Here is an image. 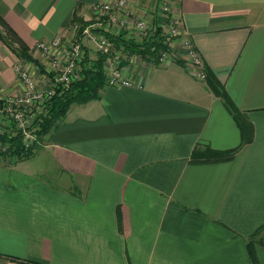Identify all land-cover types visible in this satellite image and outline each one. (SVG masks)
Wrapping results in <instances>:
<instances>
[{
    "label": "crops",
    "instance_id": "crops-1",
    "mask_svg": "<svg viewBox=\"0 0 264 264\" xmlns=\"http://www.w3.org/2000/svg\"><path fill=\"white\" fill-rule=\"evenodd\" d=\"M99 1L0 0L34 60L0 40V92L23 93L16 67L43 84L49 62L36 43L75 39V18L89 19ZM169 1L251 139L243 143L187 65L125 63L133 86L106 84L98 100L72 104L34 156L0 153V264H253L249 243L264 264V0ZM81 41L97 58L94 43ZM206 147L234 152L191 162Z\"/></svg>",
    "mask_w": 264,
    "mask_h": 264
},
{
    "label": "built area",
    "instance_id": "built-area-1",
    "mask_svg": "<svg viewBox=\"0 0 264 264\" xmlns=\"http://www.w3.org/2000/svg\"><path fill=\"white\" fill-rule=\"evenodd\" d=\"M115 2L117 3L115 4ZM125 3L126 0H114L110 3L100 0L98 3L91 6V8L99 15H109V12L112 9H115L116 7L118 8V6L121 8ZM166 6L170 8L169 0H167V4L164 6L165 8L163 7L164 12H168V7ZM171 22L170 27L172 33L174 35L182 36L183 33L180 29L181 20L178 17H174L171 19ZM138 27L141 28V30L143 29L141 23ZM73 28L74 30H81V25L75 22ZM112 29H114V27ZM81 33L87 42L92 41L93 43H97L98 47L106 53H109L110 48L113 47L105 37L99 42L93 32L88 28H84ZM141 33L146 34V36L150 34L148 31ZM62 44L63 40L60 36L54 37L49 42L36 43V48L42 51L49 62L48 68L46 69V81L43 84L33 78L27 71L16 67L15 70L24 85L23 93L20 95L7 96L0 92V120L4 121L6 124L7 121L5 119L8 120V124L11 126L12 130L9 136H14L16 133H20L22 138L21 147L24 150L30 149L34 142L37 141V134L35 131L29 129L32 120L36 117V114L40 115L44 112L46 106L57 90H62L72 81L84 54V46L81 41L71 42L65 47H63ZM182 45L186 58L198 71L193 72L194 76L198 79L205 80L207 73L202 66L201 58L186 35H184ZM58 49L61 50V57L53 54V52ZM164 56L165 52L160 58L161 61ZM134 84L135 80L123 76V73L121 74L118 70L113 71L112 76L107 80V85L112 87L133 86ZM11 123L14 127H12ZM6 147L7 145H0V153L5 152L7 150Z\"/></svg>",
    "mask_w": 264,
    "mask_h": 264
},
{
    "label": "trees",
    "instance_id": "trees-1",
    "mask_svg": "<svg viewBox=\"0 0 264 264\" xmlns=\"http://www.w3.org/2000/svg\"><path fill=\"white\" fill-rule=\"evenodd\" d=\"M78 21L80 22L78 18H75V22ZM84 25V22H82L81 31L84 29ZM100 32L112 45L115 44L116 47L121 46L125 49V51L139 54L145 58L147 54L149 56H157L158 53L159 57L161 51L167 49V46L163 43L164 36L162 35V28L160 27H156L153 34L145 38L142 43L124 38L123 33L116 34L112 32L111 34L103 30H100ZM0 40L18 57L28 61H34L28 54L27 46L3 21L1 16ZM103 61L104 58L98 55L97 60H94L92 65L87 67L83 64L82 79L68 85L62 90L59 89L55 92L43 114H40L34 122V126L37 128V139L53 130L65 118L66 112L72 104H85L100 98V90L106 85L102 70ZM207 83L211 91L222 100L227 110L231 113L240 127L243 143H247L251 139V128L245 121L241 112L235 107L221 83L214 76H212V74H207ZM20 137V133H16L14 136H9V134H6L5 132L0 133V140L9 144L10 155L15 156L18 160L28 159L32 156V147L28 150H24L21 147ZM233 152L234 150L216 151L210 149L209 147L204 149L195 148L191 155V162L199 163L224 161L229 159ZM117 218L120 230L121 224L119 215H117ZM248 249L252 263L256 264V260L252 252L253 249L250 243Z\"/></svg>",
    "mask_w": 264,
    "mask_h": 264
},
{
    "label": "rangeland",
    "instance_id": "rangeland-1",
    "mask_svg": "<svg viewBox=\"0 0 264 264\" xmlns=\"http://www.w3.org/2000/svg\"><path fill=\"white\" fill-rule=\"evenodd\" d=\"M116 3L117 2H115V4ZM166 4L167 0H126L124 6H122L121 8H119L118 6V8L116 7L115 9H112L109 12V15H99L92 8H90L89 13L91 17L89 19L84 20L79 19L80 22L78 21L77 23L81 25V23L84 22V28H88L89 30H91V32H93L99 42H101V40L104 38L100 30L109 32L111 34L112 32H117L116 34H119L122 30H126L128 34L125 36V33H123L124 38L136 41L138 43H142L145 38L153 34L154 29L156 27L162 28V35L164 36L163 43L167 46V49L162 50L159 57L158 53L157 56H149L147 54V56L145 55V58L139 54L129 53L128 51H125V49L121 46L116 47L115 44H113V47L110 48L109 53H106L98 47L97 43H94L97 48L98 55L104 58V61L102 62V70L106 84L107 80L112 76L113 71L118 70L121 74L124 73V69L126 70V64H130L129 70L136 71L140 70L142 64H145L147 66H158L167 62H175L177 64L187 65L192 70V73L197 71L190 64V61L186 58L185 52L182 49L184 35L178 36L172 33L170 24L172 23L171 19H173L175 16H172L171 9L168 6H166L168 7V12L163 11V7ZM140 23L143 26L142 30L138 27ZM99 26L101 27L98 31L97 27ZM113 27L114 29H112ZM73 31L75 34V37L73 38L75 39H71V41L69 40V42L63 47L69 45V43L71 42L81 41L82 39H84L80 29L74 30L73 28ZM146 31L150 33L148 36H146V34L144 33H141ZM164 52L165 56L161 61L160 58ZM84 56L85 55L83 54L78 65V70L76 69V74L68 85L78 82L82 79L83 64L88 67L93 64L94 60H97V58L91 59L89 57ZM123 76L125 75L123 74ZM206 80L207 74L205 81ZM39 116V114H36V117L33 120L31 119L32 122L29 127V129L31 131H35V133L37 131V128L36 126H34V122ZM5 120L7 121V124H0V133L5 132L6 134H10V132H12L11 126L8 124V120ZM12 127H14L13 124ZM43 136L44 135H42L39 139H37L36 142H34V146H32V156H34L35 152L39 149V147H41ZM20 141L22 144L21 137ZM0 145H7V150L3 152V154L10 153L9 144L0 140Z\"/></svg>",
    "mask_w": 264,
    "mask_h": 264
}]
</instances>
